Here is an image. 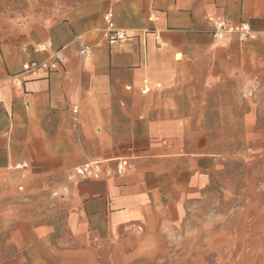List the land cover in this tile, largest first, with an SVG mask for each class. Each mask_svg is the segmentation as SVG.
Segmentation results:
<instances>
[{"label":"crops","instance_id":"obj_1","mask_svg":"<svg viewBox=\"0 0 264 264\" xmlns=\"http://www.w3.org/2000/svg\"><path fill=\"white\" fill-rule=\"evenodd\" d=\"M108 10L126 40L109 44L102 21ZM150 14L158 19L148 21ZM209 19H240L259 34L243 43L234 38L241 50L228 54L227 43L212 39ZM261 32L264 0H100L84 28L52 39L63 64L37 78L22 65L47 58L34 51L40 39L2 40L0 184L33 192L69 189L58 197L60 224V212L53 214L55 223L29 224L31 214L6 211L18 254L31 264H102L99 255L127 230L146 224L160 206L171 213L187 192L204 187L212 155L188 150L192 127L201 126L206 110L193 97L200 89L192 81L199 74L222 85L236 71L238 78L264 83L262 57L250 50L260 47ZM81 45L90 49L82 57ZM116 158L128 159L123 176L66 183L70 168ZM22 162L28 167L15 170Z\"/></svg>","mask_w":264,"mask_h":264},{"label":"rangeland","instance_id":"obj_2","mask_svg":"<svg viewBox=\"0 0 264 264\" xmlns=\"http://www.w3.org/2000/svg\"><path fill=\"white\" fill-rule=\"evenodd\" d=\"M99 2L0 0V43L19 36L52 43L75 34L91 20ZM262 41L256 42L260 47L250 48L262 57L261 68ZM223 42L226 53L240 52L234 37ZM233 74L222 85L218 77L199 74L192 81L200 89L193 97L201 99L206 110L201 126L192 127L188 150L212 155L206 185L187 192L170 214L160 206L146 224L127 230L109 252L99 255L102 264H264V83L255 76ZM250 115L254 118L248 119ZM2 183L0 264H31L14 248L9 235L14 225L5 223L4 214L16 207L18 213L32 215L29 224L54 222L56 217L59 223L60 198L51 197L49 190L20 191L21 184Z\"/></svg>","mask_w":264,"mask_h":264},{"label":"built area","instance_id":"obj_3","mask_svg":"<svg viewBox=\"0 0 264 264\" xmlns=\"http://www.w3.org/2000/svg\"><path fill=\"white\" fill-rule=\"evenodd\" d=\"M158 17L150 14L148 21L157 20ZM104 23V33L107 35L109 44H113L118 40H126L128 36L121 29L116 28L114 23V14L112 10L106 11L102 16ZM212 29L210 34L212 39L217 42H222L227 38L234 37L238 42L243 43L247 41H254L257 39L259 32H256L246 22L228 23L225 19H209ZM261 38L264 39V32L260 33ZM37 53H46L47 58L43 61H29L22 65V72L30 75L33 78L39 76L40 71H45L47 74L56 73L63 64V56L61 51L54 49L50 41L38 42L34 48ZM90 52L86 45H81L78 51L79 56H85ZM14 83L17 84L16 80ZM160 84L157 85V88ZM149 88H144L142 93H147ZM1 101V92H0ZM76 109L73 112L76 113ZM129 166L127 158H116L111 161H87L85 163L76 165L68 170L65 175L67 184H77L84 180H103L112 176L121 177L126 173ZM28 167L26 162L15 165V170H24ZM20 191L23 187L19 186ZM67 185H63L59 189L51 191V197H63L68 193Z\"/></svg>","mask_w":264,"mask_h":264}]
</instances>
